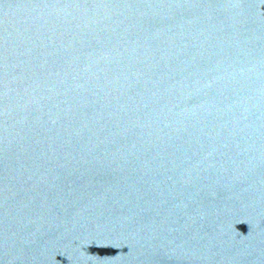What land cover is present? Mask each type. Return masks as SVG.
<instances>
[{
	"label": "water",
	"instance_id": "95a60500",
	"mask_svg": "<svg viewBox=\"0 0 264 264\" xmlns=\"http://www.w3.org/2000/svg\"><path fill=\"white\" fill-rule=\"evenodd\" d=\"M0 264H264V0H0Z\"/></svg>",
	"mask_w": 264,
	"mask_h": 264
}]
</instances>
